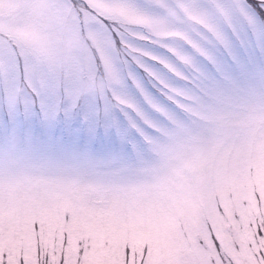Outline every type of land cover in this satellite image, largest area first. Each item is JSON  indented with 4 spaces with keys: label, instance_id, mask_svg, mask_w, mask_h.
Returning a JSON list of instances; mask_svg holds the SVG:
<instances>
[{
    "label": "snow or ice",
    "instance_id": "1",
    "mask_svg": "<svg viewBox=\"0 0 264 264\" xmlns=\"http://www.w3.org/2000/svg\"><path fill=\"white\" fill-rule=\"evenodd\" d=\"M56 4L86 66L0 33V264H264V0Z\"/></svg>",
    "mask_w": 264,
    "mask_h": 264
},
{
    "label": "rangeland",
    "instance_id": "2",
    "mask_svg": "<svg viewBox=\"0 0 264 264\" xmlns=\"http://www.w3.org/2000/svg\"><path fill=\"white\" fill-rule=\"evenodd\" d=\"M151 2L152 0H126V7L131 9L139 3ZM120 19L134 27L147 29V25L138 22L132 15ZM151 30L158 40L175 39L168 36L169 21L167 20H154ZM0 33L5 36L12 33L25 34L31 37L39 48L50 50L55 59L64 60L74 57L82 66L88 63V50L83 39L75 33L72 17L60 12L56 0H2ZM48 218L54 226L55 215L50 213ZM105 230L109 231L114 239L124 235L107 222L100 225V234L103 235Z\"/></svg>",
    "mask_w": 264,
    "mask_h": 264
}]
</instances>
